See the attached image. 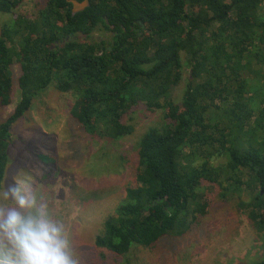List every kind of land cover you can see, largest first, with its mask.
I'll use <instances>...</instances> for the list:
<instances>
[{"label": "trees", "instance_id": "trees-1", "mask_svg": "<svg viewBox=\"0 0 264 264\" xmlns=\"http://www.w3.org/2000/svg\"><path fill=\"white\" fill-rule=\"evenodd\" d=\"M22 2L0 0V13ZM89 2L72 15L70 0H35L32 16L0 30V107L19 93L0 122V187L14 125L51 89L72 99L71 119L100 142L133 135L137 109L160 110L131 165L121 155L97 160L103 172L106 160L118 174L129 167L130 179L101 216L92 264H118L133 247L175 255L224 200L247 211L260 237L241 264H264V0Z\"/></svg>", "mask_w": 264, "mask_h": 264}, {"label": "rangeland", "instance_id": "rangeland-1", "mask_svg": "<svg viewBox=\"0 0 264 264\" xmlns=\"http://www.w3.org/2000/svg\"><path fill=\"white\" fill-rule=\"evenodd\" d=\"M34 4L35 0H23L12 14L0 13V30L18 16H32ZM93 37L108 39L101 33ZM183 87L184 82L176 96ZM11 93L12 104L0 107V122L18 100L17 87ZM71 104V98L51 89L13 127L11 162L0 187V264H92L91 242L101 216L113 209L115 194L130 179L129 167L118 174L106 160L103 172L97 160L103 154L109 159L121 155L131 165L140 136L163 115L141 107L134 112L133 135L117 143L100 142L75 125ZM38 152L53 155L59 164L50 168L40 158L35 160ZM93 194L97 197L88 199ZM224 201L207 207L198 237L183 239L175 255L158 259L157 254L133 247L118 264H241L257 252L260 237L247 211L238 209L234 200ZM207 209L203 204L202 213Z\"/></svg>", "mask_w": 264, "mask_h": 264}, {"label": "water", "instance_id": "water-1", "mask_svg": "<svg viewBox=\"0 0 264 264\" xmlns=\"http://www.w3.org/2000/svg\"><path fill=\"white\" fill-rule=\"evenodd\" d=\"M72 4V15L83 11L85 8L90 6L89 0H83L82 2H77L75 0H70Z\"/></svg>", "mask_w": 264, "mask_h": 264}]
</instances>
